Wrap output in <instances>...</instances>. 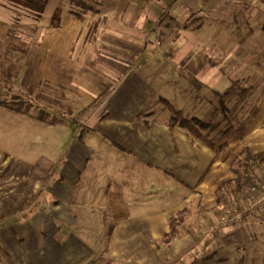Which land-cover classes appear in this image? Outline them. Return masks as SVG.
I'll list each match as a JSON object with an SVG mask.
<instances>
[{
    "label": "crops",
    "instance_id": "0c3cea01",
    "mask_svg": "<svg viewBox=\"0 0 264 264\" xmlns=\"http://www.w3.org/2000/svg\"><path fill=\"white\" fill-rule=\"evenodd\" d=\"M0 78L3 108L63 102L77 125L63 180L43 177L46 205L34 204L39 178L19 196V168L0 151V264H264V208L228 227L216 209L241 151L264 150L263 0H46L42 12L0 0ZM166 99L223 122L217 160L169 125Z\"/></svg>",
    "mask_w": 264,
    "mask_h": 264
},
{
    "label": "rangeland",
    "instance_id": "374dc122",
    "mask_svg": "<svg viewBox=\"0 0 264 264\" xmlns=\"http://www.w3.org/2000/svg\"><path fill=\"white\" fill-rule=\"evenodd\" d=\"M22 99L14 97V100H11L15 104H19L20 108L26 107L19 117L15 116L13 112L19 109L8 107L10 109L8 110L0 106V111L8 110L9 112L8 114H0V151L11 157L10 167L19 168L16 173L23 186L18 190V193L21 197H27L33 193V177H35L36 182V179H40V187L43 183V177L47 179L45 183H51L55 179L63 180L62 172H64L66 161V149L64 147L68 145L70 138L73 139L77 125L70 123L71 119L63 117L64 111L58 110L61 108L58 105H62L63 102H56L54 108L58 109L52 110L47 102L39 103L32 99L26 102ZM239 119L232 118L231 120ZM50 161L55 163L51 167V171H49L48 166ZM9 190H11L10 187ZM44 191L46 192L44 187H41L42 197L37 198L34 204H47ZM87 209L92 210L89 206ZM24 215L26 216L27 213ZM87 215H92V213H87ZM95 215L103 216L102 213H95ZM103 231L105 234L108 232L106 229Z\"/></svg>",
    "mask_w": 264,
    "mask_h": 264
},
{
    "label": "trees",
    "instance_id": "16d2710c",
    "mask_svg": "<svg viewBox=\"0 0 264 264\" xmlns=\"http://www.w3.org/2000/svg\"><path fill=\"white\" fill-rule=\"evenodd\" d=\"M17 3L23 4L36 11L42 12L45 7L46 0H12ZM264 1V0H263ZM62 20V10L58 9L51 23L52 27H58ZM9 80V89H13L15 77L8 74H2ZM1 79V78H0ZM240 80H236L232 85L223 93H218L221 102H224L226 98L234 95L236 92H240L242 89ZM171 111L169 118V125H180L190 132L194 137L200 139L206 143L211 149L215 151L213 161L217 160L227 148L226 144L218 145V140L222 133L218 130L223 122L219 121L215 124L202 120L197 117H187L184 113L176 109L169 100H164ZM5 105L17 108L19 104H15L13 101L4 102ZM229 120V118H225ZM232 125H226V129ZM233 177L226 180L218 189V200L216 202V209L222 215L227 209L233 206H240L252 198L256 197L262 192L264 179V150L255 152L250 147H245L236 158L235 162L231 166ZM257 186L255 190L253 186ZM263 209V208H262ZM184 212L174 216L170 219V229L166 233V240H171L176 233V227L182 220Z\"/></svg>",
    "mask_w": 264,
    "mask_h": 264
},
{
    "label": "built area",
    "instance_id": "2783aa9c",
    "mask_svg": "<svg viewBox=\"0 0 264 264\" xmlns=\"http://www.w3.org/2000/svg\"><path fill=\"white\" fill-rule=\"evenodd\" d=\"M263 184L262 192L248 202L240 205L233 206L226 210L220 219V225L223 227L233 226L241 223L247 216L257 214L264 208V179L261 181ZM257 186H253L255 190Z\"/></svg>",
    "mask_w": 264,
    "mask_h": 264
}]
</instances>
